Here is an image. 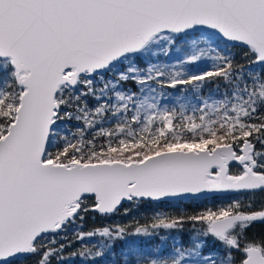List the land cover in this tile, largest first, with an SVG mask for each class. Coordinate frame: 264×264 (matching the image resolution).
I'll use <instances>...</instances> for the list:
<instances>
[{
    "label": "snow or ice",
    "instance_id": "obj_1",
    "mask_svg": "<svg viewBox=\"0 0 264 264\" xmlns=\"http://www.w3.org/2000/svg\"><path fill=\"white\" fill-rule=\"evenodd\" d=\"M0 264H264V0H0Z\"/></svg>",
    "mask_w": 264,
    "mask_h": 264
},
{
    "label": "trees",
    "instance_id": "obj_2",
    "mask_svg": "<svg viewBox=\"0 0 264 264\" xmlns=\"http://www.w3.org/2000/svg\"><path fill=\"white\" fill-rule=\"evenodd\" d=\"M218 201H213V200H205L203 202H195V203H190L188 201H185L183 202L182 204L180 205H175V204H166V205H162L160 206V209L159 210H162V211H174L176 209H183V208H187L189 210H192L193 208H196V207H204L205 205L207 206H212L214 203H217ZM155 209H144L142 210V212H148L149 214L154 211ZM133 217H135V219H138L142 224L147 222V217L143 214L141 215H137L135 213H133L132 215L128 216V217H114V221L116 223H128V222H135V220L133 219ZM105 223V221L97 218L96 220H93L91 217H89L86 222H85V229L87 230V228L91 227L93 224H103ZM261 227L260 225H257L256 228L254 229L255 231L259 232L261 230ZM127 240L129 241H133V240H140V239H147V238H142V237H134V236H127L126 237ZM100 240L101 238L100 237H96L94 238L93 240L91 241H85V243H87L89 246H93V245H99L100 244ZM119 243L118 242V247H119ZM161 243L160 241V238L159 236H156V237H153L151 238V241H150V246H154V245H159ZM74 248H79L80 245H73ZM70 251V250H69Z\"/></svg>",
    "mask_w": 264,
    "mask_h": 264
}]
</instances>
